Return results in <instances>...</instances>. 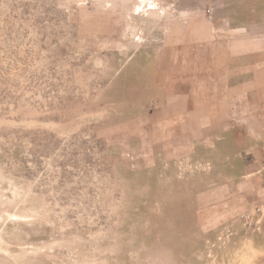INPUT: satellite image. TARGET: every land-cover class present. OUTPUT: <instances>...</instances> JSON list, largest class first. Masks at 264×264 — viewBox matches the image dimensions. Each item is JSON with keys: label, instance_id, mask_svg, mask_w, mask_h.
<instances>
[{"label": "rangeland", "instance_id": "374dc122", "mask_svg": "<svg viewBox=\"0 0 264 264\" xmlns=\"http://www.w3.org/2000/svg\"><path fill=\"white\" fill-rule=\"evenodd\" d=\"M0 264H264V0H0Z\"/></svg>", "mask_w": 264, "mask_h": 264}]
</instances>
